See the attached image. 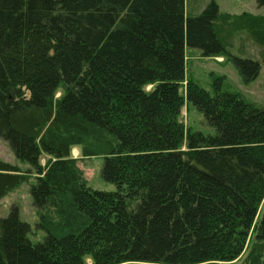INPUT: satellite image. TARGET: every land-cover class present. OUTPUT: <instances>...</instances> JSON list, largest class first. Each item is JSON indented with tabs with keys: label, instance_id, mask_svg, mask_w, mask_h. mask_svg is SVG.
Here are the masks:
<instances>
[{
	"label": "trees",
	"instance_id": "16d2710c",
	"mask_svg": "<svg viewBox=\"0 0 264 264\" xmlns=\"http://www.w3.org/2000/svg\"><path fill=\"white\" fill-rule=\"evenodd\" d=\"M195 1L0 0V138L28 166L0 159V199L33 170L44 232L33 243L13 207L0 264L230 263L250 232L238 264H264V106L223 91V76L213 93L185 78L189 47L255 80L264 15ZM249 41L255 58L228 51ZM184 103L216 134L184 135ZM73 147L103 157L115 190L86 184Z\"/></svg>",
	"mask_w": 264,
	"mask_h": 264
},
{
	"label": "rangeland",
	"instance_id": "374dc122",
	"mask_svg": "<svg viewBox=\"0 0 264 264\" xmlns=\"http://www.w3.org/2000/svg\"><path fill=\"white\" fill-rule=\"evenodd\" d=\"M195 0H186V8ZM208 0H196L195 3H207ZM218 9L221 14H242L250 13L254 15H264V7H258L256 0H216ZM244 50H241L239 43L231 44L228 51L231 55L239 57L255 58L252 55V42L244 43ZM261 65L259 75L255 80L245 83L239 77L234 65L227 60L226 56L220 58L203 57L198 49L185 47V78L193 79L201 87L214 92L213 84L215 78L223 76L220 86L223 91L239 93L246 101L256 106H264V60L257 59ZM185 84V82H184ZM60 94V90L56 92V96ZM180 119L184 127V135L187 132H201L205 135H215L216 130L210 126L203 114L191 103H184L180 111ZM184 143V141H183ZM71 156L76 160V165L82 173V177L86 184L97 190H115L114 184L105 181L101 176V168L103 165L102 156L83 157L80 154L79 147L71 149ZM0 159L15 164L20 171H25L27 164L19 161L11 151L8 143L0 138ZM46 158L41 157V165ZM35 179V172L32 170L28 174L27 180L13 189L10 193L0 199V217L7 216L13 207L18 209L19 219L27 222L31 227L29 238L33 243L42 240L44 236L43 230L36 226L35 208L32 204L30 195V186ZM264 205V198L260 202L257 210L256 219L260 214V210ZM255 219V220H256ZM252 234L249 233L245 242L244 249L239 257L230 263L219 264H238L245 256L248 247L252 243ZM124 264H151L141 262H130Z\"/></svg>",
	"mask_w": 264,
	"mask_h": 264
},
{
	"label": "crops",
	"instance_id": "0c3cea01",
	"mask_svg": "<svg viewBox=\"0 0 264 264\" xmlns=\"http://www.w3.org/2000/svg\"><path fill=\"white\" fill-rule=\"evenodd\" d=\"M216 58H220L221 59L222 57H216Z\"/></svg>",
	"mask_w": 264,
	"mask_h": 264
}]
</instances>
